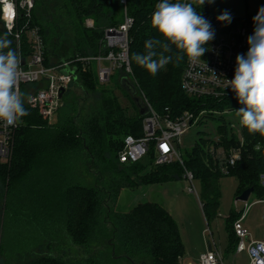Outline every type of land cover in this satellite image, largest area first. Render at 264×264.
I'll use <instances>...</instances> for the list:
<instances>
[{
  "label": "trees",
  "instance_id": "16d2710c",
  "mask_svg": "<svg viewBox=\"0 0 264 264\" xmlns=\"http://www.w3.org/2000/svg\"><path fill=\"white\" fill-rule=\"evenodd\" d=\"M159 2L127 0L126 4L134 19L129 32L130 80L137 96L162 116L177 117L186 111L198 115L207 107L219 113L209 111L198 124L211 118L225 121V113L243 105L236 94L210 103L188 95L182 88L188 58L169 63L154 76L132 59L134 53L144 52L147 39L160 38L150 24ZM192 4L214 27L212 3ZM124 11L121 0H35L31 24L40 29L50 64L104 51L105 29L120 24ZM253 17H232L224 25L227 29L246 25L253 32ZM88 18L94 20L93 28L86 26ZM77 83L82 96L69 103L66 94L53 123L25 100L30 115L22 118L11 159L0 163V254L9 255L2 258V264H182L186 246L177 221L165 206L146 202L122 212L109 201L116 202L124 188L185 179L187 171L201 182L200 200L209 226L220 213L224 175L237 178L236 198L253 188L252 194L264 200V137L242 126L236 134L221 124L223 135L217 142L201 137L190 150L181 152L182 162L155 166L151 158V169L146 171L141 162L122 164L118 158L127 135L143 134L145 116L134 97L131 114L115 90L100 83L95 67L80 72ZM219 150L227 154L222 162L215 157ZM235 151L240 152V159L228 167V173L223 172L220 163L223 166ZM95 167L112 174L109 186L84 184V175ZM239 217L238 212L229 215L232 252L239 241L234 230ZM6 229L10 240L5 238Z\"/></svg>",
  "mask_w": 264,
  "mask_h": 264
},
{
  "label": "built area",
  "instance_id": "2783aa9c",
  "mask_svg": "<svg viewBox=\"0 0 264 264\" xmlns=\"http://www.w3.org/2000/svg\"><path fill=\"white\" fill-rule=\"evenodd\" d=\"M198 0H185V3H195ZM125 5L124 19L117 26L107 27L101 40L104 51L97 55L63 59L47 64L46 46L39 27L31 24L35 0H0V22L4 32H11L12 48L21 58L19 90L25 94V100L30 107L35 108L49 122H55L59 111L64 105V97L71 86L79 80L80 72H87L97 62V75L101 84L111 81L115 69H120L129 78L132 75L130 60L129 32L134 19L128 14L127 0H121ZM20 23V20L23 19ZM88 28L94 27L92 18L86 19ZM215 37L208 42V51L196 61H189L184 70L182 88L190 96L202 99L208 103L221 100L235 94L226 87L227 80L234 77L236 56L246 54L248 50L247 37L253 32L250 27L240 25L227 29L224 23L216 21L213 27ZM108 62L109 65H103ZM63 90V94L61 95ZM149 112L143 120L141 136L127 135L123 148L118 154L122 164L140 162L150 155L155 166L171 164L177 160L182 162L180 143L181 137L192 125L198 124L200 118L211 110L204 108L196 115L186 111L177 117L162 116L152 105L143 101ZM22 120L15 126H9L0 121V163L11 159L15 138L21 128ZM239 151H235L222 166L228 173V167L240 159ZM185 179L191 183L189 192H196L194 175L187 171ZM264 182V175H262ZM264 204V200H261ZM245 213L234 222V230L239 238L237 253L246 251L249 264H264V232L262 238L254 240L244 226ZM205 234L211 236L208 241L211 249L201 254L198 264H224L221 253L214 249L212 230L207 227Z\"/></svg>",
  "mask_w": 264,
  "mask_h": 264
},
{
  "label": "rangeland",
  "instance_id": "374dc122",
  "mask_svg": "<svg viewBox=\"0 0 264 264\" xmlns=\"http://www.w3.org/2000/svg\"><path fill=\"white\" fill-rule=\"evenodd\" d=\"M262 6H264V0H214L210 12L215 19L224 10L230 12L234 18H245L248 14L255 16ZM120 15L122 16L123 14L120 13ZM215 21L218 20L216 19ZM102 64L109 65L108 62H103ZM97 66L98 63L94 62L93 67H95L96 72ZM125 76L128 77L126 74H123L120 69H115L111 81L106 83L104 87L115 90L121 104L132 114L134 113L132 95L121 85V80ZM119 86H122V90L118 88ZM77 96H82L78 83L71 86L70 90L67 92L66 99L69 100V103H75L78 98ZM68 106H70V104H68ZM224 119L225 121L217 118L205 119V121L200 124L192 125L181 137V152L185 153L187 150H190L201 137L212 142H217L223 135L220 130L221 124H226L229 131L238 134L241 125L239 123V118L235 116V112L230 111L225 113ZM226 156L227 154L223 150L215 152V157L221 160V162ZM151 160V156L146 155L140 161L146 171L151 169ZM220 165L222 168V163H220ZM111 177L112 174L99 172V169L95 167L89 174L87 172L84 175L83 182L87 186L100 185L107 187L109 186ZM193 183L196 192H189L191 183L186 179L140 185L135 188H124L120 192L117 201H109V204L113 205V203H116L112 207L122 212L130 211L137 205L146 202H158L165 206L174 216L180 227L183 242L186 246L185 257L188 261H191L192 264H197L201 253L209 250L208 241L211 240V236L205 234L207 227L213 232L214 249H218L221 253L224 264H249L250 259L246 251L237 253L229 250V215L232 211L240 214L245 213V227L251 233L252 239L261 238L264 232L263 202L257 199L253 194H251L248 201H236V194L239 187L238 180L234 176L224 175L220 183L222 191L220 213L218 217L211 221L209 226L200 200L202 191L201 182L199 179H195ZM107 198L109 199L108 195ZM24 231L26 232L27 230L24 229ZM2 233L3 222L2 214H0V243ZM5 238L6 240L11 239L7 229ZM5 253L0 254V264H2V258L4 259V256H9L7 255L8 252Z\"/></svg>",
  "mask_w": 264,
  "mask_h": 264
},
{
  "label": "clouds",
  "instance_id": "9594fccd",
  "mask_svg": "<svg viewBox=\"0 0 264 264\" xmlns=\"http://www.w3.org/2000/svg\"><path fill=\"white\" fill-rule=\"evenodd\" d=\"M199 5L214 0H198ZM219 22L230 24L232 15L224 10L216 17ZM160 38H150L144 43L143 53H134L135 63L156 75L169 63L179 64L185 58L200 59L214 39L215 30L192 3L160 0L155 5L150 20ZM253 33L247 37L246 54H238L234 77L227 80L243 107L234 110L239 123L250 134L264 137V6L253 17ZM11 32L0 34V121L9 126L17 125L30 115L25 107V94L18 88L21 58L12 48Z\"/></svg>",
  "mask_w": 264,
  "mask_h": 264
},
{
  "label": "water",
  "instance_id": "95a60500",
  "mask_svg": "<svg viewBox=\"0 0 264 264\" xmlns=\"http://www.w3.org/2000/svg\"><path fill=\"white\" fill-rule=\"evenodd\" d=\"M2 29H3V26H2ZM121 85L131 93L132 97H134L135 102L138 104V106L140 108V114L142 116H146L149 112V109H148V107H146L144 105V103L137 96V89L133 85L131 80L125 76L121 80ZM62 94H63V90H62L61 95ZM252 193H253V188H249V189L245 190L242 194L237 196L236 201H248ZM210 249H211V246H209V250Z\"/></svg>",
  "mask_w": 264,
  "mask_h": 264
},
{
  "label": "crops",
  "instance_id": "0c3cea01",
  "mask_svg": "<svg viewBox=\"0 0 264 264\" xmlns=\"http://www.w3.org/2000/svg\"><path fill=\"white\" fill-rule=\"evenodd\" d=\"M245 220H246V218H245ZM244 220V221H245ZM244 226H245V223H244ZM263 235V234H262ZM262 238V237H261ZM261 238H258V239H254V240H259V239H261ZM203 253H205V252H202L201 254H203ZM242 253V252H241ZM184 257H185V255H184ZM182 258V264H192V262L191 261H188L187 259H186V257L185 258ZM198 260H199V258H198ZM197 264H198V261H197Z\"/></svg>",
  "mask_w": 264,
  "mask_h": 264
},
{
  "label": "flooded vegetation",
  "instance_id": "af4514ba",
  "mask_svg": "<svg viewBox=\"0 0 264 264\" xmlns=\"http://www.w3.org/2000/svg\"><path fill=\"white\" fill-rule=\"evenodd\" d=\"M0 30H2V23L0 22Z\"/></svg>",
  "mask_w": 264,
  "mask_h": 264
}]
</instances>
